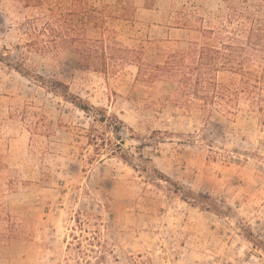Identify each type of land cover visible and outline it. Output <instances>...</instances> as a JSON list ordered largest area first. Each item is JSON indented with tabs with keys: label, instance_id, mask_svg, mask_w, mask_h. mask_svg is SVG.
<instances>
[{
	"label": "rangeland",
	"instance_id": "obj_1",
	"mask_svg": "<svg viewBox=\"0 0 264 264\" xmlns=\"http://www.w3.org/2000/svg\"><path fill=\"white\" fill-rule=\"evenodd\" d=\"M131 2L138 7L129 20L106 23L128 48L147 40L185 48L197 27L226 10L221 0ZM145 2L150 10L139 7ZM1 4L0 264H264V128L256 112L243 101L235 115L184 110L169 80L140 82L131 64L115 74L80 69L69 50L28 53L20 68L24 50ZM157 51H145L149 62ZM23 69L115 113L124 158L80 149L89 115Z\"/></svg>",
	"mask_w": 264,
	"mask_h": 264
},
{
	"label": "trees",
	"instance_id": "obj_2",
	"mask_svg": "<svg viewBox=\"0 0 264 264\" xmlns=\"http://www.w3.org/2000/svg\"><path fill=\"white\" fill-rule=\"evenodd\" d=\"M221 1L225 13L197 27V36L175 51L164 46L166 40H147L139 48H128L107 28L108 20L127 21L133 16L138 6L131 0H114L99 7L89 5L88 0H1V11L14 22L21 40L20 68L28 53L54 55L61 50L75 53L84 70L115 74L131 64L137 67L140 82L158 78L172 82V100L184 110L197 109L206 117L235 115L245 109L241 108L243 101L247 111L259 115L264 128V0ZM139 7L151 9L152 3ZM149 49H158L155 57L159 60H147L145 51ZM3 53L12 61L8 48ZM23 70V75L41 79L51 92L89 115L88 128H80L79 135L86 140L80 149L94 150L99 157L118 154L124 158V124L115 113L88 104L60 80ZM150 169L174 183L153 166ZM259 243L264 247V242Z\"/></svg>",
	"mask_w": 264,
	"mask_h": 264
},
{
	"label": "crops",
	"instance_id": "obj_3",
	"mask_svg": "<svg viewBox=\"0 0 264 264\" xmlns=\"http://www.w3.org/2000/svg\"><path fill=\"white\" fill-rule=\"evenodd\" d=\"M144 9V8H143ZM138 10V9H137ZM144 10H150V9H144Z\"/></svg>",
	"mask_w": 264,
	"mask_h": 264
}]
</instances>
